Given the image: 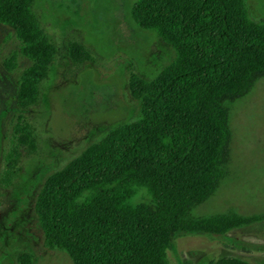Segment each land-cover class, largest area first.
Listing matches in <instances>:
<instances>
[{
  "label": "trees",
  "instance_id": "16d2710c",
  "mask_svg": "<svg viewBox=\"0 0 264 264\" xmlns=\"http://www.w3.org/2000/svg\"><path fill=\"white\" fill-rule=\"evenodd\" d=\"M34 3L0 0V25L19 44L3 68L13 72L19 56L30 62L17 82L21 111L38 105L57 56ZM130 19L175 57L150 81L130 72L128 91L140 117L109 130L51 174L37 194L34 214L44 248L64 253L72 264H168L167 252L180 236L219 237L263 219L193 211L227 176L231 106L264 80V19L252 18L244 0H136ZM66 52L75 64L92 61L80 44L67 45ZM21 118L12 128L2 185L17 178L21 150H36L34 130ZM16 261L34 264L35 258L23 253ZM209 264L248 263L226 258Z\"/></svg>",
  "mask_w": 264,
  "mask_h": 264
},
{
  "label": "rangeland",
  "instance_id": "374dc122",
  "mask_svg": "<svg viewBox=\"0 0 264 264\" xmlns=\"http://www.w3.org/2000/svg\"><path fill=\"white\" fill-rule=\"evenodd\" d=\"M135 1L35 0L40 28L57 56L40 85L38 105L25 111L16 106L17 82L30 62L19 56L17 68L5 71L3 62L18 52L19 44L12 31L0 25V264H18L17 256L23 253L34 256V264H72L64 253L44 248L34 214L37 194L51 174L109 130L140 117L139 103L128 91L130 72L150 81L175 57L153 32L131 21ZM244 1L252 18L264 19V0ZM71 43L82 45L92 61L73 63L66 52ZM19 115L34 130L36 150L33 155L21 150L19 174L6 186L1 184L4 157ZM229 124L227 176L193 214L231 210L263 219L219 237L180 236L167 252L168 264H209L226 258L264 264V80L231 106ZM139 199L143 202L144 193Z\"/></svg>",
  "mask_w": 264,
  "mask_h": 264
}]
</instances>
